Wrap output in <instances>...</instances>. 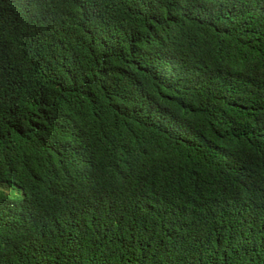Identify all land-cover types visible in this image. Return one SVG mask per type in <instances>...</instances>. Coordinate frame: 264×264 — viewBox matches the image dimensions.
<instances>
[{
    "label": "trees",
    "instance_id": "obj_1",
    "mask_svg": "<svg viewBox=\"0 0 264 264\" xmlns=\"http://www.w3.org/2000/svg\"><path fill=\"white\" fill-rule=\"evenodd\" d=\"M0 264H264V0H0Z\"/></svg>",
    "mask_w": 264,
    "mask_h": 264
}]
</instances>
